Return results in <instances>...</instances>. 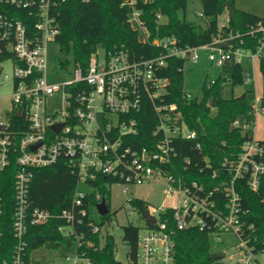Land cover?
Returning <instances> with one entry per match:
<instances>
[{
    "label": "built area",
    "instance_id": "built-area-1",
    "mask_svg": "<svg viewBox=\"0 0 264 264\" xmlns=\"http://www.w3.org/2000/svg\"><path fill=\"white\" fill-rule=\"evenodd\" d=\"M73 1L91 0H0V75L2 62L14 59L12 99L7 108L0 107V173L9 171L14 175L12 228L16 237L13 255L4 264H30V226L46 225L54 218L65 221L58 230L70 240L64 253L52 249L56 253L53 264L61 258L64 264H95L90 252L102 247L110 234L104 235V224L92 218V206L97 204L85 206L90 192L78 193L76 189L72 207L59 213L31 205L35 170L61 161L77 172L78 184L84 181L92 187L100 176H105L122 183L124 191L129 192L130 185L162 178L166 195H178L175 207L148 205L146 228H139L138 264H176L175 231L193 228L206 230L218 241L223 240L222 234L236 237L232 251H220L222 256L213 264H264V237L248 221L249 211L237 188V182L244 181L264 202V141L245 130L255 119L239 117L234 121L233 126L246 136L238 153L226 155L217 165L205 155L197 179L190 169L194 166L191 158H185L184 170L178 171L176 139L193 140L199 150L202 144L177 103L165 101L169 80L160 75L170 59L197 62L199 51L206 49L218 65L231 62L247 66L245 79L249 82V70L254 71L264 49V20L257 30L262 37L256 51L245 46L240 33L220 34L205 45L184 46L174 35L151 36L144 7L138 4L152 0H124L122 6L129 8L130 26L142 43L158 48V54L137 59L124 48H99L92 53L86 69L64 67L62 60L50 70L49 46L57 43L61 32V8ZM198 14L204 16L203 12ZM157 19L167 21L160 13ZM62 72L65 78L59 75ZM186 94L193 99L190 92ZM55 98L61 99L60 108L51 107ZM248 102L256 117L257 100L248 98ZM147 103L158 120L149 145L136 147L141 131L138 115ZM97 199L102 200L99 194ZM6 203L0 184V253ZM150 216L155 217L156 224L151 223ZM85 218L93 219L88 225L92 234L100 236L99 245L80 231Z\"/></svg>",
    "mask_w": 264,
    "mask_h": 264
},
{
    "label": "trees",
    "instance_id": "trees-1",
    "mask_svg": "<svg viewBox=\"0 0 264 264\" xmlns=\"http://www.w3.org/2000/svg\"><path fill=\"white\" fill-rule=\"evenodd\" d=\"M124 0H91L89 2L73 1L66 3L61 8V32L57 37L62 52L67 57L61 62L64 67L76 66L86 69L89 65L92 53L99 48L114 51L115 49H127L132 57H152L160 51L150 44L140 41L138 33L130 26L128 21L129 8L123 7ZM202 11L207 26L203 27L198 20L187 17L188 0H152L147 4L142 1L139 6L144 7L151 36H176L184 46H198L210 43L214 37L240 33L245 39V46L256 51L259 40L262 37L257 31L263 17L254 13L237 9L235 0H200ZM233 5L234 13L229 12L228 22L219 26V16L226 12L227 3ZM162 14L167 20L161 23L157 14ZM251 31L255 33L251 34ZM240 38L236 40L239 42ZM2 56H0V62ZM186 61L180 58L169 60L168 66L160 75L168 78L167 92L164 95L167 103H177L184 120L190 129L196 130L202 144V150L197 149L193 140H177L174 145L178 148V160L176 170H184L185 158L192 159L191 171L194 177H200L199 166L204 164V157L210 156L217 165L226 155L238 153L241 145L246 140L241 130L233 126L239 117H245L247 121L255 119L253 107L248 102L246 91L239 96L224 97V83L227 78L219 77L204 85V99H188L184 90V67ZM259 67L264 78V49L260 53ZM247 67L241 64L233 65L232 76L229 79L233 87L245 83ZM216 108L215 114L211 111ZM140 119V134L136 137V147L149 145L152 131L156 127L157 117L150 104H146L138 115ZM197 164V165H196ZM169 171L173 169L167 167ZM8 175V176H7ZM112 179L100 176L97 182L92 184L93 191L88 194L85 206L88 203L96 205L97 195L110 199V184ZM0 184L6 199L5 213L1 226L4 230L3 247L0 253V264L12 257L16 244V237L12 228V214L14 205V175L9 171H1ZM30 188V201L32 207L48 209L53 213H59L72 207L73 198L78 187V174L65 162L56 163L55 166L39 168L34 172V178ZM237 188L242 196L243 206L248 209V221L256 225L259 233L264 237V202L262 196L251 191L244 181L237 182ZM132 206L143 212L147 217L148 204L145 200L134 198L130 200ZM109 205V203H108ZM104 221L110 219V215L102 216ZM93 219L85 218V224L80 231L86 232L88 238L94 239L100 244V236L92 234L88 222ZM62 219H52L42 226H30L27 241V260L30 264H42V259L32 257L33 252L41 247L53 249L56 247L60 253H64L70 238L65 237L58 230ZM105 222L101 223L104 224ZM138 235L139 228L128 225L124 228V240L130 248L128 253L131 262L138 264ZM206 230L190 229L175 231L173 236L176 245V264H213L221 252L210 250V238ZM114 237L108 235L102 247L91 251L90 256L95 264H124L117 260L116 244Z\"/></svg>",
    "mask_w": 264,
    "mask_h": 264
},
{
    "label": "rangeland",
    "instance_id": "rangeland-1",
    "mask_svg": "<svg viewBox=\"0 0 264 264\" xmlns=\"http://www.w3.org/2000/svg\"><path fill=\"white\" fill-rule=\"evenodd\" d=\"M235 6L237 9L254 13L264 17V0H235ZM202 11V3L200 0H188L187 17L198 20V22L206 27L207 23L204 16L199 15ZM229 11L227 10L219 16V26H223L228 22ZM49 63L50 70H54L57 65V61L65 60L66 58L71 59L63 54L58 43L52 42L49 46ZM100 54L103 55V50H99ZM209 51L201 49L199 51L200 58L197 62L186 60L184 67V90L190 92L194 99L199 101L204 99V85L207 81H214L219 77L227 78L224 83V97L228 98L232 95L239 96L242 93L248 91V98L257 100V111L254 124L252 127H245V130L249 131L254 135L255 139L264 141V78L262 71L259 67V59L256 60L253 69L250 71L249 82L245 81L242 85L233 87L230 83V78L233 72V63H225L224 65H218L212 61L209 57ZM1 64V75H0V107L5 109L10 104L12 96L14 81V59L9 57L5 59ZM247 67V66H246ZM8 75V79L3 77ZM62 78H65L66 73L62 72L59 74ZM51 107L53 109L60 108L62 103L61 99L55 98L51 101ZM211 111L215 114L216 108L212 107ZM166 181L162 178L152 179L142 184L130 185V191L125 192L122 183L115 182L110 185V219H103L96 206H92V218L98 223H104L103 234L107 233L114 237L116 244V257L117 260L124 264H129L131 259L128 255L130 248L124 240V228L128 225H134L140 230L146 228V217L143 212L134 208L130 200L134 198L142 199L147 202L150 206H161L165 208H172L179 204L178 195L167 196L165 193ZM91 192L92 187L80 181L77 187V192ZM210 250L212 252H231L232 245L236 243L237 239L232 234H222L223 240L218 241L214 236H210ZM104 242V241H103ZM35 257L42 259L43 264H53V257L56 253L46 246L41 247L35 251ZM64 259H59L56 264H64Z\"/></svg>",
    "mask_w": 264,
    "mask_h": 264
},
{
    "label": "water",
    "instance_id": "water-1",
    "mask_svg": "<svg viewBox=\"0 0 264 264\" xmlns=\"http://www.w3.org/2000/svg\"><path fill=\"white\" fill-rule=\"evenodd\" d=\"M227 9L229 12H232V14L234 13L233 5L230 2L227 3ZM96 207L101 215H107L110 212L109 205L105 199H102L100 202H98ZM150 220L152 224H156L155 217L150 216Z\"/></svg>",
    "mask_w": 264,
    "mask_h": 264
},
{
    "label": "crops",
    "instance_id": "crops-1",
    "mask_svg": "<svg viewBox=\"0 0 264 264\" xmlns=\"http://www.w3.org/2000/svg\"><path fill=\"white\" fill-rule=\"evenodd\" d=\"M229 18V17H228ZM264 18V17H263Z\"/></svg>",
    "mask_w": 264,
    "mask_h": 264
}]
</instances>
